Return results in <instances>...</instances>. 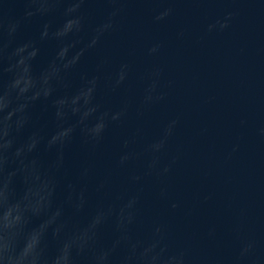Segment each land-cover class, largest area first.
<instances>
[{"label":"water","instance_id":"obj_1","mask_svg":"<svg viewBox=\"0 0 264 264\" xmlns=\"http://www.w3.org/2000/svg\"><path fill=\"white\" fill-rule=\"evenodd\" d=\"M38 2L0 0V93L13 75L7 53L26 45L38 87L19 141L35 129L51 142L74 132L56 172V200L66 201L72 183L84 189L85 205L76 212L64 203L67 227L101 203L135 197L133 238L160 227L184 264H264V0H84L86 29L68 35L59 31L63 9L42 16ZM117 9L112 29L91 46V29ZM84 90L97 107L89 122L109 114L96 142L65 110ZM65 123L71 128L61 131ZM35 154L45 166L55 159L43 143ZM100 235L111 245L114 221ZM126 254L122 243L113 264Z\"/></svg>","mask_w":264,"mask_h":264},{"label":"clouds","instance_id":"obj_2","mask_svg":"<svg viewBox=\"0 0 264 264\" xmlns=\"http://www.w3.org/2000/svg\"><path fill=\"white\" fill-rule=\"evenodd\" d=\"M83 2L76 0L75 3L61 6L39 0L35 12L45 16L53 8H62L60 16L63 22L59 31L62 35H68L86 29V18L81 11ZM117 12L118 9L112 11L105 21L91 29V46L112 29L113 17ZM33 14V11L26 13L28 16ZM163 15L166 13H161ZM8 31L9 35L14 33L16 24H10ZM155 50V47L151 49ZM7 55L13 75L6 90L0 93V264H80L81 261H87V264H113V254L122 243L127 248V254L120 258V264H184L183 251L169 250L160 227L143 239L130 235L135 197L122 204L101 203L85 223L67 227L66 221L61 219L64 203L71 204L76 212H80L85 205L84 189L78 191L72 183L67 185L66 201L56 200V172L64 166V150L73 142L74 132L69 130L51 142L42 136L40 129H35L26 139L19 141L29 121V93L38 84L27 70L29 55L26 45L16 46ZM126 67L122 66L117 84L124 79ZM65 110L79 115L82 137L91 142L101 139L109 114L101 113L95 122H89V117L97 111L90 90L82 91L74 100L69 99ZM120 115L117 112L110 119L116 120ZM64 128H71V125H61V131ZM42 143L45 150L55 153V159L47 166L35 154ZM160 147L162 142L155 145L156 149ZM125 159L126 156L121 157V161ZM86 173L87 168L84 169ZM17 182L22 185L21 190L17 189ZM109 221H114L118 233L111 245L102 242L100 235L101 229ZM53 240L56 247L51 251Z\"/></svg>","mask_w":264,"mask_h":264}]
</instances>
